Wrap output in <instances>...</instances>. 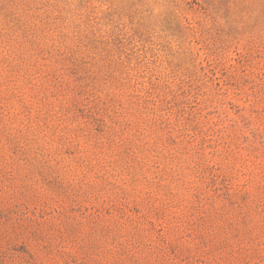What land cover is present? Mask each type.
<instances>
[{
  "label": "rangeland",
  "instance_id": "obj_1",
  "mask_svg": "<svg viewBox=\"0 0 264 264\" xmlns=\"http://www.w3.org/2000/svg\"><path fill=\"white\" fill-rule=\"evenodd\" d=\"M0 264H264V0H0Z\"/></svg>",
  "mask_w": 264,
  "mask_h": 264
}]
</instances>
